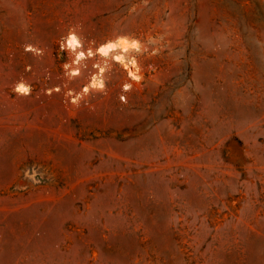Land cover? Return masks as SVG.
Masks as SVG:
<instances>
[{
    "label": "rangeland",
    "instance_id": "1",
    "mask_svg": "<svg viewBox=\"0 0 264 264\" xmlns=\"http://www.w3.org/2000/svg\"><path fill=\"white\" fill-rule=\"evenodd\" d=\"M0 264H264V0H0Z\"/></svg>",
    "mask_w": 264,
    "mask_h": 264
},
{
    "label": "bare ground",
    "instance_id": "2",
    "mask_svg": "<svg viewBox=\"0 0 264 264\" xmlns=\"http://www.w3.org/2000/svg\"><path fill=\"white\" fill-rule=\"evenodd\" d=\"M65 48L74 53L75 57L72 67H78L81 62L94 56L93 51H84L81 42L72 34L67 38ZM142 49L143 47L140 43L123 36H119L99 46L95 53L99 56L100 63L94 65L98 71L96 74L92 75L88 86L82 89L81 94L78 95L77 98H81L82 95L89 93L92 89L104 90L103 75L112 67V63L120 65L131 82L140 81V69L136 57L143 51ZM27 50L33 51V48H27ZM77 67L72 68V76H80L82 74L80 68ZM130 87L131 84H128L124 87V90H129ZM15 90L21 95H29V89L23 85L17 86Z\"/></svg>",
    "mask_w": 264,
    "mask_h": 264
}]
</instances>
